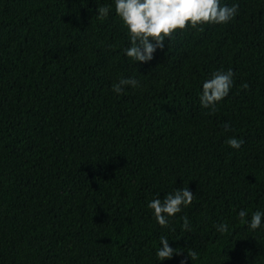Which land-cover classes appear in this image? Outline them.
Returning <instances> with one entry per match:
<instances>
[{
  "label": "trees",
  "instance_id": "16d2710c",
  "mask_svg": "<svg viewBox=\"0 0 264 264\" xmlns=\"http://www.w3.org/2000/svg\"><path fill=\"white\" fill-rule=\"evenodd\" d=\"M114 4L0 0V264H264V218L248 227L264 213V0H221L233 20L149 62L125 55ZM228 69L212 114L202 85ZM122 78L138 86L113 92ZM183 187L193 203L161 227L148 204ZM161 237L180 254L159 260Z\"/></svg>",
  "mask_w": 264,
  "mask_h": 264
},
{
  "label": "clouds",
  "instance_id": "9594fccd",
  "mask_svg": "<svg viewBox=\"0 0 264 264\" xmlns=\"http://www.w3.org/2000/svg\"><path fill=\"white\" fill-rule=\"evenodd\" d=\"M115 13L120 17L129 35L130 46L127 47L125 55L136 62H149L154 59L157 49L163 50L165 41L174 39L177 32L187 31L189 28L203 31L206 24H227L238 15L239 5H222L221 0H115ZM97 19H107L109 8L99 6ZM234 72L216 71L210 79L202 85L200 104L203 108L210 109L214 114L218 109L217 105L224 100L234 84ZM126 86L133 88L138 86V81L134 78H122L113 85V92L122 94ZM249 85L244 83L242 88L247 89ZM225 131H230L229 126H225ZM226 143L234 148H241L243 141L237 138H229ZM194 194L183 187L176 189L174 193L167 194L163 200L153 199L148 208L154 211L156 221L161 227H168L169 218L175 217L193 203ZM248 215L247 211L240 210L238 217L241 222ZM264 213L255 211L248 227L256 230L261 227ZM183 228L191 231L187 217L183 218ZM220 233L229 231L228 225L221 223L216 225ZM156 255L159 260L171 259L175 254L179 255L177 249L169 246V239L161 237ZM199 254L192 249L187 252V258L191 261L198 259Z\"/></svg>",
  "mask_w": 264,
  "mask_h": 264
}]
</instances>
